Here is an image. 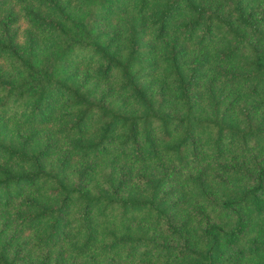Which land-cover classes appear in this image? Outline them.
Returning <instances> with one entry per match:
<instances>
[{
    "label": "trees",
    "instance_id": "1",
    "mask_svg": "<svg viewBox=\"0 0 264 264\" xmlns=\"http://www.w3.org/2000/svg\"><path fill=\"white\" fill-rule=\"evenodd\" d=\"M0 264H264V0H0Z\"/></svg>",
    "mask_w": 264,
    "mask_h": 264
}]
</instances>
